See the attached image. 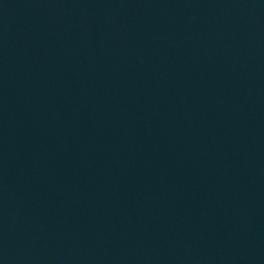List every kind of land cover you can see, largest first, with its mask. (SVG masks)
Here are the masks:
<instances>
[{"label":"water","instance_id":"1","mask_svg":"<svg viewBox=\"0 0 264 264\" xmlns=\"http://www.w3.org/2000/svg\"><path fill=\"white\" fill-rule=\"evenodd\" d=\"M0 264H264V0H0Z\"/></svg>","mask_w":264,"mask_h":264}]
</instances>
